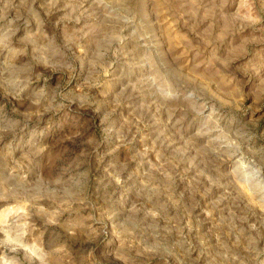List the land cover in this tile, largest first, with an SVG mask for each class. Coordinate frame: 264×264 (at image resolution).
I'll return each instance as SVG.
<instances>
[{"label": "rangeland", "instance_id": "obj_1", "mask_svg": "<svg viewBox=\"0 0 264 264\" xmlns=\"http://www.w3.org/2000/svg\"><path fill=\"white\" fill-rule=\"evenodd\" d=\"M0 264H264V0H0Z\"/></svg>", "mask_w": 264, "mask_h": 264}]
</instances>
